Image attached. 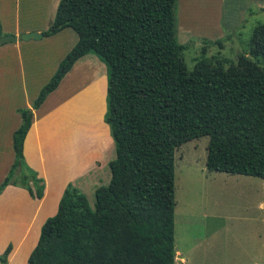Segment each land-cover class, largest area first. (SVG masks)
<instances>
[{"label": "trees", "instance_id": "1", "mask_svg": "<svg viewBox=\"0 0 264 264\" xmlns=\"http://www.w3.org/2000/svg\"><path fill=\"white\" fill-rule=\"evenodd\" d=\"M176 1L59 0L39 32L46 38L69 28L77 39L30 106L16 110L20 123L0 193L12 186L42 197L43 181L25 164L22 142L32 111L88 54L105 66L102 122L114 157L92 208L65 186L26 264H174L173 153L201 137L208 138L205 170L260 179L264 205V21L251 31L248 57L231 63L202 54L187 71L186 46L174 35Z\"/></svg>", "mask_w": 264, "mask_h": 264}, {"label": "rangeland", "instance_id": "2", "mask_svg": "<svg viewBox=\"0 0 264 264\" xmlns=\"http://www.w3.org/2000/svg\"><path fill=\"white\" fill-rule=\"evenodd\" d=\"M58 1L51 0L48 6L49 9L45 12L42 2L28 0L22 6L19 3L17 8L14 5V0H10L9 2L6 1L7 7L0 9V14L4 15L7 24L12 23L18 17L21 25L41 24L44 20L48 25L52 21ZM196 1L191 0L189 2L190 7L184 8V0H177L173 9L174 35L178 44L186 46L182 51V59L187 71L192 69L194 60L201 57L202 54L208 59H225L228 62L235 63L239 55L246 54L252 29L264 21V14L259 9L260 2L253 0L247 8L241 9L240 12L242 13L237 23L229 25L230 30H225L222 29L223 24H211V22H214L213 20H218L217 17L221 11L220 6L218 7L214 3L211 5V2H207L208 6L212 7L200 8L196 7L200 3ZM15 4H17L16 0ZM214 25L219 29L221 28V30L217 32ZM224 26L227 27L228 25ZM5 35L7 33H3L0 24V36ZM73 37L75 40L76 36ZM71 44L69 40L66 48ZM203 50L204 53H202ZM5 64L6 62L0 58V134H2L3 125L7 122L8 113L12 106L22 104L21 98L13 95V92L17 93L19 90L15 86L17 83L13 86L8 85ZM77 67L79 68L77 69ZM72 72H77L79 75L83 74L84 78L91 75L93 81L98 76L99 89L101 90V94L97 96L93 105L95 107L93 116H90L91 107L93 106L89 105L86 109L74 100V95H71V97L69 94L65 95L63 97L65 101L70 98L64 104V110L67 111L68 109L66 120L65 123H62L60 109L56 123L58 130L69 131V134L74 133L73 136H70V139L68 138L69 145L65 146L63 142V156L68 153L69 155H75L82 167L88 165L89 159L93 156L97 158L92 164V171L94 172L90 176L86 175L78 180L79 192L85 196L89 207L92 208L93 190L98 186L107 184L109 179L107 163L114 157L113 144L108 129L102 122L106 72L104 64L94 55L88 54L73 64L70 71L61 80L60 86L63 85L64 81L66 82V79H68V82L70 81L69 77L75 76ZM66 89L67 87H65L64 92ZM78 90H81V88ZM70 92H72V89H70ZM80 120H83V123ZM86 122L93 128L95 132L93 134L98 135V137L88 138L83 135L81 130L87 129ZM102 130L104 136L100 140ZM207 141V137L191 140L180 145L173 153L174 250L184 259V264H200L203 256L198 255L199 248H213L216 243L223 242L220 246H222V249L224 248V253H226L232 245H227L225 242L236 239L242 246L247 245V241L251 240L252 234L255 233L258 236L256 240L259 239L260 244L263 246L262 251L264 254V208L258 210V205L262 204V181L254 177H238L207 172L205 170ZM85 146L89 147L86 149ZM100 147H102V153H100ZM228 177L239 178L240 180L233 182ZM67 184L73 185L71 182H67ZM233 218H244L245 220L235 221ZM256 218L257 220H255ZM260 218L263 219L262 222H260ZM225 224L237 226V230L234 228L225 231L218 230ZM243 225L245 227H242ZM205 240L206 243H204ZM233 247L235 248L231 250H236L238 253L236 245ZM174 264L181 263L176 258Z\"/></svg>", "mask_w": 264, "mask_h": 264}, {"label": "crops", "instance_id": "3", "mask_svg": "<svg viewBox=\"0 0 264 264\" xmlns=\"http://www.w3.org/2000/svg\"><path fill=\"white\" fill-rule=\"evenodd\" d=\"M6 1L9 2L10 0H0V9L8 6ZM26 1L28 0H16L17 4H15L14 0V5L18 8L19 3L22 6ZM35 1L38 3L42 2L44 4V10L47 12L51 0ZM190 1L184 0V8L190 7ZM197 1L200 3L196 7L200 8L207 9L208 7H212L208 6L207 2H211V5L214 3L218 7L220 6L221 11L217 17L218 20H213L214 22H211V24H223L222 29L230 30L229 25L237 23L242 13L240 12L241 9L247 8L253 0ZM258 1L260 2L259 9H261L264 5V0ZM0 24L3 33L15 35L16 37L29 32L39 33L47 27L46 20L41 24L29 23L21 25L18 17L12 23L7 24L2 14H0ZM216 25H214L215 30L218 32L221 28L219 29ZM224 25L228 26L225 27ZM73 34V31L65 28L52 36L39 40L21 41L17 39L13 43L0 45V58L6 62L5 68L8 75V85L13 86L17 83L15 86L19 90L17 93L13 92V95L14 97H20L22 100L21 105L12 106L8 113L9 117L7 122L3 125L4 129L2 134H0V181L5 176L13 159L11 134L20 123L16 110L30 106L39 89L53 74L59 61L75 44L77 38L74 40L73 36L75 34ZM69 40L72 44L66 48ZM59 86L60 83L44 99L39 108L32 111L30 126L22 142V156L25 164L43 181L42 197L38 200L32 199L24 189L12 186H6L0 193V254L7 247L10 249L6 257V264H26L29 253L36 245L41 225L48 217L53 216L56 212L57 203L66 183L71 182L79 190V178H84L86 175L90 176L94 172L92 171V164L97 159L95 156L89 159L90 162L88 165L86 164L82 167L75 155H69V153L66 156L62 155L63 142L65 146L69 145L70 141L68 140L74 133L69 134V131L58 130L56 124L60 109L62 123H65L68 109L67 111L64 110V104L70 100V98L66 101L64 100L65 92L61 91V86ZM81 123H83V120ZM85 124L87 125V129L84 128L83 131L81 130L83 135L88 138H92L93 136L94 138L98 137V135H94L93 128L87 122ZM103 130L100 132V140L104 136ZM88 147L85 146L84 148L87 149ZM99 149L101 150L100 153H102V147ZM230 176L240 177V175ZM228 178H231L230 180H233V182L240 180L234 177ZM262 207L264 208L263 203L259 204L258 210H262ZM233 220L245 219L233 218ZM262 221L263 219L260 218V222ZM242 227L245 226L243 225ZM229 228L237 230V226H229L226 224L222 225L218 230L225 231ZM251 237V240L247 239V245L245 244L243 246L236 239L225 242L227 245H232L229 247L231 249H234L235 247L233 246L236 245L238 253L236 250L232 251L231 249L224 253V248L222 249V246H220L223 242L216 243L213 248H199L198 255L203 256L200 264H264L263 246L260 244L259 239L256 240L258 236L255 233ZM206 242L205 240L204 243ZM176 258L179 263H185L184 259L174 250V260Z\"/></svg>", "mask_w": 264, "mask_h": 264}, {"label": "bare ground", "instance_id": "4", "mask_svg": "<svg viewBox=\"0 0 264 264\" xmlns=\"http://www.w3.org/2000/svg\"><path fill=\"white\" fill-rule=\"evenodd\" d=\"M95 66H98V65H95ZM78 68L79 67H77V69ZM72 74L75 76H72L71 78L69 77L70 81L67 82L68 80L67 79L66 82H64L63 85L61 86V91H64L65 90L64 87L67 86L64 96L69 94L71 97V95H74V100L80 105H83L86 109L89 107V105L93 106L95 104V100L97 96L101 94V90L99 89L100 84H99L98 76L96 80L93 81L91 80V77H90L91 75L89 77L84 78L85 76L83 74L79 75L77 74V72L76 73L72 72ZM80 88L81 90H78ZM70 89H72V92H70ZM91 108L92 110H91L90 116H93L95 112V107L93 106Z\"/></svg>", "mask_w": 264, "mask_h": 264}, {"label": "water", "instance_id": "5", "mask_svg": "<svg viewBox=\"0 0 264 264\" xmlns=\"http://www.w3.org/2000/svg\"><path fill=\"white\" fill-rule=\"evenodd\" d=\"M42 36L40 33H34V32H29V33H24L19 35V37H16L15 35H5V36H0V45L5 44V43H13L17 39H20L21 41H27V40H39L41 39Z\"/></svg>", "mask_w": 264, "mask_h": 264}]
</instances>
